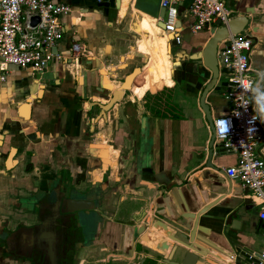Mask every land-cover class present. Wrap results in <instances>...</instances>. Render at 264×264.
<instances>
[{"label":"crops","instance_id":"0c3cea01","mask_svg":"<svg viewBox=\"0 0 264 264\" xmlns=\"http://www.w3.org/2000/svg\"><path fill=\"white\" fill-rule=\"evenodd\" d=\"M52 1L71 8L60 20L59 59L39 77L30 69L0 68V264H28L29 250L45 241L47 233L35 230V209L57 171L80 191L91 186L95 196L89 199H100L101 217L88 222L79 246L80 264H161L162 258L147 246L135 245L130 228L121 221L130 222L144 212L142 222L158 220L179 232L172 224L178 211L187 214L211 204L208 213L226 216L224 226L241 230L244 225L239 248L264 249L259 207L241 190L227 195L225 179L218 182L205 168L210 131L199 98L206 81L192 63L175 61L178 51L171 56L170 38L161 36L154 15L158 8L137 0H119L117 9L86 0ZM226 1L259 14L251 23L254 48L249 62L258 76L256 86L264 91L258 75L264 72V0ZM187 3L190 0L179 8L183 27L177 46L189 54L209 34L190 32V18L183 14ZM73 44L81 48L76 58ZM135 68L141 72L131 90L104 114L101 106ZM226 90L222 99L217 92L207 96L213 119L230 110ZM262 125L264 131V121ZM213 163L228 169L236 166L237 156L226 153ZM232 182L239 187L237 180ZM204 225L207 236L201 247L223 258L207 261L229 264L235 255L226 240ZM151 232L157 242L166 239L160 226ZM43 264H48L46 257Z\"/></svg>","mask_w":264,"mask_h":264},{"label":"built area","instance_id":"2783aa9c","mask_svg":"<svg viewBox=\"0 0 264 264\" xmlns=\"http://www.w3.org/2000/svg\"><path fill=\"white\" fill-rule=\"evenodd\" d=\"M184 1L159 0V6L166 13L165 20L159 19L164 24L162 30L164 35L171 36L167 41H174L176 45L181 44L179 30L183 23L179 8ZM70 12L69 6L52 0H0V68L5 71L8 66H14L30 69L35 74L46 71L53 59H59L53 49L63 37L61 17ZM183 14L190 18L188 27L192 34H209L217 22L227 24L233 16L224 0H190ZM32 18L39 20L35 27L31 25ZM80 50L78 44H73L75 58ZM252 51L249 37L231 36L220 47L219 67L230 70L225 92L230 110L213 119V127L218 148L237 156L236 166L226 169V176L237 180L247 191L245 197L259 207L258 219L264 224V131L254 107L255 93L244 87L249 83L252 88L256 87L249 62ZM217 120L230 121V131L224 138L218 136ZM260 233L264 238V228ZM235 259L231 256L230 261L233 263ZM244 261L245 264H264V249L245 252Z\"/></svg>","mask_w":264,"mask_h":264},{"label":"water","instance_id":"95a60500","mask_svg":"<svg viewBox=\"0 0 264 264\" xmlns=\"http://www.w3.org/2000/svg\"><path fill=\"white\" fill-rule=\"evenodd\" d=\"M225 4L228 5L227 1ZM233 1V0H229ZM228 1V2H229ZM151 2L158 8V11L155 12L156 18L161 20H165L166 13L165 9L159 7V0H137V3H148ZM87 4H96L98 7H111L113 9H117L119 5V0H101L100 3H96V0H86ZM234 12H236V16L232 17L227 24H219L216 23V27H213L209 32V36L207 41L194 49L191 50L189 54L185 52L184 49L178 50V56L175 58V61L184 60L192 63L194 72L206 81L199 98V106L205 115V119L207 121V125L210 131V140L208 144V156L205 162V168L210 169L214 174L212 178H215L218 182H222L224 178L227 184V195H232L234 190H241L244 193L247 191L241 189V185L239 187H234L233 180L229 179L225 174V166L219 165L216 166L213 163V160L216 157L224 156L226 152L223 149L218 148L216 145L215 132L213 127V118L211 115V109L209 103H207V96L211 92H223L227 86L228 82L222 80L223 75H228L230 70H223L219 67L217 55L220 47L223 43L231 36H240V37H249L251 38V23H254L258 20L259 14H257L256 9H239L238 7L231 5ZM39 23L38 18L31 19V25L35 27ZM161 24L164 28V24L162 21L158 22V25ZM178 27L180 23L177 24ZM252 39V38H251ZM173 46H177L174 41H171V48ZM53 53L56 54L57 51L54 48ZM139 68H135L129 75L126 76L121 86L113 91V96L109 100L108 104L101 106L104 114L110 108L114 106V104L120 102L122 98L131 90V85L135 78L140 73ZM40 74H37L36 77H39ZM104 157V155H103ZM66 201L65 205V213L67 215L73 216L76 221L80 219V214L89 213L91 208H93V203L86 201ZM244 204L249 203V200H244ZM196 204V202H193ZM182 206L184 211H187L186 203L182 200ZM214 205L204 206L196 212L191 213H180L179 218L176 219L172 224H174L179 232L168 229V227L160 221L146 223L142 222L146 213L140 212L139 214L133 216L130 222L126 223V226L130 228V237L134 238L135 245L144 246L147 249L153 251L157 256H160L161 264H211L208 262V257L211 260L216 262H222L223 258L221 256H217L213 252L205 251L200 243H204L206 241L207 231H203L202 224L209 229V231L213 232V234L221 235L226 240L227 244L236 259L233 263L242 264L244 262L246 249H241L239 247V236H243V232L245 231L244 225L242 221H238L240 225H243L241 230L237 227H229L228 225L224 226V222L226 221V216H223L219 219V217L213 216L209 214V210ZM61 204L59 202L57 209L55 208V212L57 216H59V211L61 212ZM248 210V209H247ZM56 216V217H57ZM55 217V218H56ZM192 221V224L190 223ZM215 221H219L220 224L216 225ZM211 222L213 224H211ZM79 226V225H78ZM162 227L165 233L166 239L162 242H157L155 238L152 236V230L157 227ZM242 227V226H241ZM242 233V235H241ZM46 236H44L45 239ZM42 239V238H41ZM51 243V242H50ZM50 245V244H49ZM81 244L78 246H74L75 254L67 255L65 254L61 259V264H79V250ZM34 249L41 250L38 245H34ZM55 245L53 244L50 252L46 251V258L49 264H58V257L55 255ZM72 252H74L72 250ZM165 252L167 254H165ZM43 257L40 255L30 257V260L27 259L28 264H43ZM228 263V262H225ZM229 262V264H233Z\"/></svg>","mask_w":264,"mask_h":264},{"label":"flooded vegetation","instance_id":"af4514ba","mask_svg":"<svg viewBox=\"0 0 264 264\" xmlns=\"http://www.w3.org/2000/svg\"><path fill=\"white\" fill-rule=\"evenodd\" d=\"M252 44L254 48L253 39H252ZM116 104H114V106ZM254 107L255 110L257 111L258 102H257L256 94L254 95ZM60 174L61 172L57 171L56 173L54 172L52 176H50V179L53 180L51 182L49 181L48 190L44 192L43 195L38 199L37 209H35L36 217L38 219L37 224L35 225V230L40 228L47 233L45 237V241H42L43 243H39V248L42 249V252L41 250H36L34 248L29 250L30 257L40 255L44 259V257H46V254L50 252V249L54 244L56 251L55 255L58 257V264H61L60 259L65 254L69 256L70 255L74 256L75 254L74 246H78V244H82L84 242L85 229L88 227V222L89 221L90 223H93L94 221L98 222L99 218L101 217V213L100 214L98 213L100 212L99 211L100 199L98 200L89 199V196H95L93 194L91 186H87L80 191L77 188L78 185L77 183H74L73 180L71 179H66V177L61 178ZM67 200L73 202L74 201L91 202L93 203L94 207L89 209L90 210L89 213L80 214L81 216L80 219L76 221V219L73 216L67 215L65 213V208H66L65 205ZM59 202L62 208H61V212L59 211V216H57V214L53 212V210L55 211V208L57 209ZM121 223H123L126 226V223L122 221ZM72 250L74 252H72ZM81 250L82 248L80 247L79 256ZM150 259L156 262L159 261L158 259L155 260L153 256H151ZM49 262L50 261H48V264Z\"/></svg>","mask_w":264,"mask_h":264},{"label":"clouds","instance_id":"9594fccd","mask_svg":"<svg viewBox=\"0 0 264 264\" xmlns=\"http://www.w3.org/2000/svg\"><path fill=\"white\" fill-rule=\"evenodd\" d=\"M258 75L260 76L261 80H264V72H260L258 73ZM244 87L252 90L256 94L257 102H258L257 111L259 113V117L261 118V120L264 121V91L261 90L259 85H257L255 88H252L251 83L245 85ZM215 124H216L218 136L220 138H224L230 131V121L217 120Z\"/></svg>","mask_w":264,"mask_h":264},{"label":"rangeland","instance_id":"374dc122","mask_svg":"<svg viewBox=\"0 0 264 264\" xmlns=\"http://www.w3.org/2000/svg\"><path fill=\"white\" fill-rule=\"evenodd\" d=\"M188 5V3L186 4V6ZM180 49V47L179 46H173L172 47V53H171V56L172 55H174V53L176 52V51H178ZM252 76L255 78V80L258 78V76L256 75V74H252ZM227 79H228V76H226V75H223L222 76V80L223 81H225V82H227ZM218 94H217V96L220 98V99H222L223 98V96H222V92H217Z\"/></svg>","mask_w":264,"mask_h":264},{"label":"bare ground","instance_id":"6f19581e","mask_svg":"<svg viewBox=\"0 0 264 264\" xmlns=\"http://www.w3.org/2000/svg\"><path fill=\"white\" fill-rule=\"evenodd\" d=\"M158 27H159V29H160V31H161V36H166V35H164V32H163V30H162V29H163L162 25L159 24ZM166 37L171 38V36H166Z\"/></svg>","mask_w":264,"mask_h":264}]
</instances>
